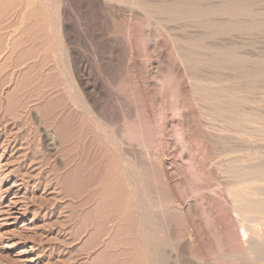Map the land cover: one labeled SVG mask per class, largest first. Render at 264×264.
Masks as SVG:
<instances>
[{
  "label": "rangeland",
  "instance_id": "374dc122",
  "mask_svg": "<svg viewBox=\"0 0 264 264\" xmlns=\"http://www.w3.org/2000/svg\"><path fill=\"white\" fill-rule=\"evenodd\" d=\"M107 1L108 2L110 1L111 3L109 2L110 3L109 4ZM137 1L139 0H133V1H130V0H115V1L114 0H74V1L73 0H23V1L22 0H0V189L6 190L7 188H9L8 192L0 191V264H74V263L75 264H87L86 262L91 264L90 261L93 262L94 260L93 257L95 255L92 256L90 260L85 261L86 254L90 251L89 247L91 246L88 245L87 236L83 237L84 235L83 236L80 235L81 230L79 228L80 222L77 216L79 215L77 211V204L71 202V200H69L68 198L62 195L64 193L62 192L61 186L58 185V180H57L58 172H59V175H63L65 174V172L67 173V170H69V167L72 166L71 161L73 160V157L75 159V156L77 154V157L79 159L80 156L78 154L82 155L81 148L82 149L84 148V143L81 141H84V142L85 140L90 141L91 143H93L91 145L94 149V147L96 148L95 145L98 143L97 141H100V143L104 142V136L106 134H109L110 136H112L110 138L114 139V136L112 135V133H114L115 130H116V135H118V138H121V139L124 138V136L121 135L123 132H124L123 133L124 135L128 133L126 135L128 137L133 136L135 141H136V138H138L139 136V138L137 139V142H135L133 138L132 140L131 139L129 140L130 142H128L127 138H125V140L123 139L124 143L127 144V145L126 144L124 145L127 148H129L130 144L135 143L136 145V143L138 144L141 141L147 145V151L148 152L150 151L151 155L157 154L159 157H161L160 159H162L163 157V159L166 162L173 161L172 168L176 169L175 170L176 173H179L178 175L175 174L176 177L174 178L175 181L177 182L176 188H177V191L178 190L181 191L182 196H185V198L192 197V192H194V189H196V187L198 186H201V183L204 180L201 181L202 178L201 180H199L200 179L199 177H201V175L203 177L204 173L205 175L207 174L206 177H209L208 174H212L213 176L210 175V177L213 178V181H215V183H219L221 186V190L225 191V187L227 186L225 184L227 182L226 181L227 179L225 176H229L230 179L232 180H240L241 178L242 179L246 178L245 180H248L249 178L247 177H250L251 179L252 175L240 177V174L238 173V171L239 169H241V167L244 168L245 165L246 167H249L250 166L249 163L251 164L253 162V164H251L252 166L249 167L250 169L248 168L246 169L249 170V172H255L254 167H256V164H258L257 166H263L264 164V114L262 113H264V110H263L264 109L263 107L264 106V99H263L264 93L262 95V93L260 92H264V88L261 87L263 86V82H264L263 80L264 74H262L264 73V70H263L264 65H261V63L264 64V62H262L264 61L263 60L264 59V35L262 34V30H264V24H263L264 23L263 21L264 20L263 18L264 17V0H251V2L250 0H247L248 2L246 0H240V2L237 0H224V3L226 5H223L224 3L222 0L221 1L220 0H205L207 3L205 1H202V3L200 4L202 5L200 6V8L201 9L204 8V10H202L204 11V13L202 12L203 15L201 16L203 17V19L201 18L199 20H196L190 17L187 18V16L184 14L185 13L184 10L188 8L185 4H183L184 0H178V5H177V0H173V1L168 0L170 3L167 0H164V1L162 0L160 1L159 0H143L142 1L140 0V3ZM212 1L214 3H212ZM153 2L155 5L153 4ZM160 2L161 3L163 2V3L161 4ZM164 2L169 3V4H166ZM203 2L206 3V5L208 3L209 4L206 6ZM210 2H211V5H210ZM220 2H222V4H220ZM158 6L159 7L161 6V8H159ZM208 6L210 7L215 6V8L214 7L211 8L213 10L215 9L217 10L234 9L236 13L235 15L231 17H228V16L226 17V15L220 14L221 12L219 13L220 15L219 14L211 15V13L207 12V10H210V7L208 8ZM216 6H218V8ZM180 7L184 8L182 12H180L181 11ZM205 7H207L208 9H206ZM237 8L238 9L240 8V9L238 10ZM173 9L175 12H173ZM56 10H58L59 12ZM106 11H108L110 15H108L109 13H107L106 15V13H104ZM144 11H148V12H144ZM155 11H157L158 13H155ZM242 12L243 14L240 15V13ZM262 13H263V16H262ZM148 14L150 17L148 16ZM159 14L161 16H159ZM238 14L239 16H237ZM157 15H158L159 20L157 19ZM258 15L260 19L258 18ZM163 16L165 17L167 16L168 18L166 17L167 18L166 19ZM178 16H181L182 19H184L185 17L186 18L183 21L181 18L178 19L179 18ZM162 17H163V20H160L162 19ZM170 17H171L170 21H172L173 19L171 24H170V21L167 22ZM219 17L221 20L218 19ZM164 18L166 21L164 20ZM223 18H224L225 23L229 24V26L228 25L226 26V24H224ZM225 18L226 20L227 19L230 20V22L229 21L226 22ZM233 18L235 19V21H233ZM240 18L242 21L244 18H247V19L251 18L254 21L255 20H258V21L253 22L251 20L252 21V25H251L249 19L247 20L248 22L244 19V21H246L247 23L243 22L245 25L244 24L241 25L242 21H240ZM174 19L176 22L174 21ZM237 19L239 20V22H236ZM191 20L194 23L190 24V22H192ZM194 20L197 22V24L198 22L200 23L196 26L195 24L196 22ZM163 21L166 24H164ZM188 21H190L189 22L190 26L192 25L193 27L187 26L189 25ZM158 22L160 23V25L162 23V25H164V28L162 25L160 26ZM182 23L183 25H181ZM201 23H202V26H201ZM207 24H210V26L208 25V29L205 27V25ZM213 24L215 26H213ZM248 24H250L251 27ZM246 25H248L249 28ZM185 26L187 27V29L184 28ZM253 26L256 28L254 29ZM180 27H182V29ZM230 27L234 28L235 30L233 31ZM214 28L218 30L217 34L215 33L216 30ZM242 28H244V30H242ZM257 28H259L258 31H257ZM221 30L223 34L222 32H219ZM229 30L231 31L229 32ZM258 32H261V34ZM204 33L206 36L204 35ZM209 33H212V34L209 35ZM232 34L233 35L235 34V35L231 37ZM187 35L189 36L187 37ZM190 37H192L193 40ZM193 37H195V39ZM174 38L175 39L177 38V39L175 40ZM186 38L187 39L189 38V41L188 40L186 41ZM179 42L181 44V45H178L179 49L181 47L182 49L185 48L186 53L184 50H182V52L179 51V49L174 50V49H177L176 45ZM188 42H189V46L187 44ZM197 43L203 46H200V45L197 46L198 45ZM183 44L185 46L187 45L188 47H185ZM214 44L217 45V48H218V45L220 47L217 49L216 46H214ZM129 45H132V46H129ZM190 45L192 49L194 48L193 50L191 49ZM223 45L227 46L228 48L232 47L234 49L233 51H230L232 50V48L229 50L228 48L225 47L226 48L225 49ZM228 45L229 46L232 45V46L229 47ZM234 45L236 46L234 47ZM206 46L208 48H206ZM212 46L215 47L216 49L212 48ZM202 47H205V49L207 50H205ZM130 48H132L131 53H129V51L131 50ZM220 48L221 50H219ZM200 49H203L204 52ZM188 50H191V52L193 51V53H195L194 50H197L196 51L197 54L195 53L194 55L191 52L189 53ZM134 51L135 53H137V55L134 56L135 58H132L131 55L132 54L135 55V53H133ZM198 51H202L203 54L201 52L198 53ZM187 52L189 53L190 56L192 55V59L189 55H188L189 57L186 55ZM205 52L206 54H204ZM237 52L239 53L237 54ZM181 53H183L184 55L182 54L183 55L182 56ZM198 54H200L201 56ZM210 54H212L211 56H214V58L211 56H208ZM177 55H179V57L182 56V61H180L181 59L178 58ZM237 55L240 57H237ZM145 56H147L146 57L147 59L145 58ZM225 56L229 58L227 57L225 58ZM129 57H131L130 60H129ZM136 57H139V58H136ZM206 57L207 58L209 57V59H206ZM218 57L221 59L224 58L225 60L228 59L229 61L227 60L225 63L226 65H229V66H226L225 63H223L225 61L224 59L222 61ZM193 58L196 60H194ZM212 58L217 63L216 64L214 62L215 66L213 64L214 60L211 61ZM217 58H218L217 60L218 62L216 61ZM123 59L126 60L125 63L131 64V66L130 65L127 66V64L123 63L124 62V61L122 62ZM131 59H132V62L130 63ZM135 60L138 64L135 63ZM188 60H192V61H188ZM238 60H240L241 62H239ZM186 62H189V63H186ZM229 62H232V64L237 62L238 64L237 63L233 64V65H236V66H233L231 63L229 64ZM133 63L138 65V66L135 65L136 66L135 71H138L139 74L137 72L135 73V71L131 68ZM218 63H220L219 67L216 66L218 65ZM222 63L225 65V66L223 65L225 68L221 66ZM256 63L260 65L261 70L258 68L259 66L256 67L255 65ZM209 64H212V66L214 67L213 68L214 71L212 67H207V65ZM191 65L193 66V69H192L193 71L191 70L192 71L191 73L186 72L187 69H188L187 71L190 72V69L192 68ZM195 65L196 67H198V69L194 67ZM202 65H206V67L204 68V66L202 67ZM231 65L233 67L230 69ZM189 66H191L190 69H189ZM252 66L253 68L254 67L258 68L259 70L254 68V70L256 71L255 72ZM120 67L121 68L123 67L122 71ZM226 67L232 71H230L229 69L226 70L227 69ZM234 67H236L235 68L236 71L235 69H233ZM237 67L239 70L242 69L243 72L241 71V73L243 74L245 73V75L241 74L239 70L237 71ZM207 68L208 70L209 68H211V70L209 71L211 72V74L207 72L208 71ZM195 69H196V72L194 71ZM219 69H221L220 70L221 72L219 71ZM260 71L261 73H259ZM132 72L133 74L135 73L137 77L133 76ZM232 73H233V76H232ZM234 73H236V75L238 73V75H241V76L243 75V76L237 77L235 76ZM205 74H208V75L206 76ZM209 75L212 81H210L211 79L208 77ZM133 77H136V79ZM198 77L199 79H197ZM214 77L215 78L217 77L216 79L218 83H216L217 81L213 82V79L216 80ZM232 77L235 78L236 81L238 78V82L240 84L236 81L234 82V79H232ZM239 77L241 78L244 77V78L241 79ZM257 77L260 79H258ZM139 78L141 81L139 80ZM151 78H152V81H151ZM219 78H221L220 79L221 83L218 80ZM230 79L232 80L231 82L233 83L230 82ZM163 80H166V81H163ZM243 80H245V82ZM260 80H262L263 82L260 83ZM192 81H194L195 83L197 82L196 83L197 86L194 85L195 83L194 82L192 83ZM224 81L226 82L224 83ZM227 82L228 84L230 83L229 86ZM136 83H137V87H136ZM223 83L224 85H222ZM254 83L255 84L258 83L259 85L261 84L262 85L261 86L258 85L260 88L257 87L258 88L257 89L255 87L256 85H252ZM234 84H236L237 86ZM190 85L192 87H190ZM242 85H243V91L241 90L240 87H238V86L242 87ZM195 86H196V89H195ZM250 86L252 88H250ZM163 87L165 88L163 89ZM229 88L231 89L230 92H229ZM192 89H194V91L197 90L195 91L196 92L195 94L192 93ZM199 90L202 92H200ZM219 92L220 94L222 93V95H220ZM197 93L198 95H196ZM199 93H201L202 96H200ZM202 93H204V95ZM235 93H236V99H235ZM191 94H193L194 97ZM237 94L239 97L237 96ZM195 95L196 97L200 96L201 98L203 97L204 98L203 100L201 99L202 100L201 101L199 98H196ZM219 95L221 96V98ZM210 96L212 98H210ZM223 96H225L224 99H223ZM227 96L230 97L231 99L230 98L227 99ZM241 96H243V98ZM206 97H208L207 98L208 101L205 100L206 103H203L205 102L204 99H206ZM258 97H260L262 100L259 99ZM108 98L110 99V104H111L113 111L119 115L120 119L122 117L123 118L121 119L122 121L120 120L121 124H117L119 126L117 125L114 126V128L117 127L115 128V130L114 128L113 129L110 128L109 130H107L110 132L112 130V133L106 131V134H104L103 133L104 129H102L103 127H102L101 120H97V118L95 117L97 116L95 115V111L98 110L100 112L101 110L103 112L105 110V102L108 100ZM193 98L196 100L197 99L200 100L201 103L200 101L199 102L194 101ZM215 98L217 100H215ZM244 98L246 101L245 100L243 101ZM91 101L92 103L96 102L97 104L95 103L96 105L95 104L92 105ZM230 101H231V104H230ZM242 102H244V107L242 105ZM234 103L236 105L235 108L233 107ZM197 105L199 106L197 107ZM215 105L217 106L215 107ZM219 105L220 107L224 106L223 110L222 108L219 107ZM211 106L215 107L214 110H217L215 112L213 111V118H215L214 116L217 117L222 112H226L227 114L222 113L221 115L223 117L218 116L221 118L213 119L212 114H210V112L212 113V109H213V107ZM226 106L228 107L229 110L227 109ZM88 107L89 109L90 108L93 109V114L90 113L92 112V110L91 111L87 110ZM178 107H180V110ZM203 107H204V111H203ZM219 109L222 110L220 114L217 113ZM230 110H232L231 111L232 113L229 112ZM242 110H243V113L241 112ZM98 111L96 113H98ZM206 111H208L209 114ZM194 112L195 114H193ZM203 112L204 113L206 112V113L202 115ZM239 113L245 114L247 117H249L248 120L252 118L251 120L254 122L251 123V121H248L250 123L246 122L244 123V126H243V124H240L238 123V121H236L240 119L238 117H241V115L240 116L237 115ZM207 114L209 116V121L213 119V121H211L210 124L208 125L213 126L214 129H217V130H222L225 127L229 130L231 127L230 135H233V137L236 136L237 139L235 138L234 143L229 145L231 146V149L228 145H222L214 141L213 142L209 141L207 145L206 143L208 140H206L204 143V146L203 144L202 146L204 148L205 147L207 148L206 152L208 154L211 152L215 160L214 158H211L212 157L211 155H210L211 156L210 158L213 161H216L215 162L216 164L214 166H216L218 163V167L210 168L208 166L207 167L204 166L205 169L201 170V165L197 167L191 160V157H189V154H187L188 147H187V144L185 145V143L183 142H185L186 140H188V142L191 141L198 130L204 131L203 129H200V127L204 125V122L207 124V121H204V120H207L206 119ZM225 114L228 117H225L226 116ZM180 115L182 116V118ZM190 115H191V118H189ZM231 115H233L234 117ZM260 115H262L263 118H261ZM255 116L257 118H255ZM229 117H232V118H229ZM56 118H58L59 120H67L70 122L69 124L71 126L73 125L72 127L75 130L71 129L72 131L70 134H72L73 136L69 134L70 136H72V139L71 141H69V143L67 141V143L71 145V143H74L73 141H75L76 143H74L73 145L75 146L77 145L78 147L76 146L74 148V146H70L66 144V142L63 143L64 141L62 140H61L62 141L61 143L60 138L58 137L59 136L58 129L53 126V121L56 120ZM125 118L126 120H124ZM203 118L205 119L203 120ZM190 119L191 120L193 119L192 122H190L191 121ZM232 119H234L235 122ZM194 121L195 123H193ZM197 123H199L201 126L198 125ZM211 123H214V125ZM96 125L97 126L99 125V126L97 127ZM181 127L185 129V136L188 137L187 139L185 137L186 140L183 137H180L182 136L181 133L179 132L180 130H182ZM232 128H233V131H232ZM260 128L261 129L263 128V129L261 130ZM119 129L120 130L122 129V130L120 131ZM164 129H166L167 132L163 131V134L160 133L161 135L159 136L157 133ZM192 129L194 130L195 133H193ZM186 131L189 133L186 134ZM82 132H84V134ZM239 132L241 133L239 134ZM243 133H248V136H245V139H246L245 142H237V140L239 141L238 139L240 137L239 135H244ZM79 134H80V139L76 138L77 136H79ZM81 134L83 135L82 139H81ZM164 134H166V136H164ZM177 134L179 135V137ZM260 134H261V139H260ZM196 135L199 137L198 134ZM161 137H163V141L165 143L169 144L168 157L167 155L163 156V153L158 151V145L160 144L162 140ZM84 138L86 139L84 140ZM142 138L144 139L145 142L142 141L143 140ZM180 139L182 141L183 140L185 141L182 142ZM253 139L255 141H253ZM77 140H79L81 144H77V142L80 143ZM178 140L181 141L183 144L181 145V142L179 143ZM259 140L260 141L262 140V141L260 142ZM147 141L150 143H148ZM257 141H259V143ZM95 142L97 143L94 144ZM240 143L245 146L241 145ZM79 147H80V152L78 149ZM173 147L175 148L178 147L177 152L179 154L182 153L181 154L182 156L184 153L185 156L183 157L184 158L186 157L187 160L186 158L185 159L181 158L180 157L181 155H177V152H175L176 149L175 148L171 149ZM184 147L187 150L185 152H184L185 150ZM256 147H258V150ZM76 148L78 149V151ZM138 148H140L141 151L145 150L142 146L139 145L137 146V150H139L138 153L140 152V149ZM217 148H220V149H217ZM70 149H75V150L72 151ZM115 149H113L114 150L113 152H116L117 149L116 150ZM223 149L224 150L226 149V150L223 151ZM252 149H255L257 153H255V150H252ZM74 151L75 152L77 151V152L75 153ZM259 151L260 153H258ZM171 153L174 156H171L172 155ZM139 154L141 155V157L144 156L143 155L144 152H140ZM169 154H171L170 155L171 157L169 156ZM260 154L262 155L261 157H260ZM175 155L177 156V158H175ZM249 155L251 156V159L252 157L255 158V156L257 155L256 160L254 159L251 160L249 157L250 160L247 159L248 161H246L245 158L246 157L248 158ZM234 156H236L237 158ZM141 157L139 158L142 159ZM230 157H233V158H230ZM188 158L190 161L188 160ZM238 158H239V162L236 163L235 161H238L237 160ZM78 159H75V160L77 161ZM225 159H227L226 160L227 162L225 161ZM231 159L233 161H231ZM116 160L115 162L113 161L114 164L112 163L111 165L112 168L110 167V171H108V174H109L107 177L108 179L104 182V184L101 185L102 187L101 186L100 188L98 187L100 191L109 190L111 186L109 183L114 181L113 178H115L116 175H119V176L122 175L124 178H126L125 177V175L127 176L126 173L130 172L131 171L130 169L133 168V165L127 166L129 165V162L128 164H126V162L124 164L123 161H120L121 158L116 159ZM139 161L142 163V160H139ZM182 164L184 165L183 167H182ZM125 165L127 166V169ZM232 165H233V168H231ZM179 166L182 168H180ZM193 166H196V167H193ZM141 167L140 169L143 170L142 165ZM222 167L224 169L226 167L227 168L224 170ZM193 168H195L196 170H194ZM217 169L222 170L223 172L227 170V172H225V174H222L221 171ZM233 169L235 172L236 171L237 172L235 173ZM124 170H126V173ZM199 170L200 172H202L200 173L201 175H198ZM122 171H124L125 174ZM191 171L193 172V174L191 173ZM111 172L113 174H111ZM180 172H182L183 174L181 175ZM196 175L199 177L197 178ZM179 177H182V178L179 179ZM206 177L204 176L203 179H205ZM124 181H126V179ZM193 181L196 184H194ZM221 181L224 183V185ZM251 181L252 180L248 181L247 184L248 185L256 184L257 186L262 185V187L264 188V181H258V182H256L255 180H253L252 182ZM180 191L178 192L180 193ZM149 195L151 196V199H152V195L148 193V196ZM14 196L16 197L14 198ZM196 197L197 199H195ZM196 197L190 200L191 207H193V208L190 207L191 208L190 216L193 215L191 218L192 219L194 218L193 221L194 222L196 221V223H198V225L196 223L195 225L197 226V230L199 231L198 238H199V233L201 234V237H202V238L201 237L199 238V243H200V246L203 248L204 253L209 257H214L215 255H212V253L216 254L220 252L219 251L220 249H221L220 254L222 253L224 254L226 252H230L232 249L236 247H239L240 246V244H238L239 242L235 240L236 238H239V236H236L235 238V236L230 232V231H232L233 233L236 232L235 235H238L237 231H239V228L234 226L235 224H237V223H234L235 222L233 220L235 219L233 218L234 216L233 215L231 216L230 212H226L227 209L224 210L226 207H224L223 209L222 208L219 209L218 208L219 202L215 200L214 198L211 197V199H209L210 197L209 198L206 197L207 199L206 198L204 199V197L202 196H196ZM203 199L204 201L201 202V200ZM132 202H129V205L131 207H133ZM196 202H197V205H196ZM132 209H133L132 212L134 213L136 212L137 214V211L134 210V208ZM198 209H201L200 210V212H202L201 214ZM215 209H217L218 212L220 210V215H222L221 218H220V215L219 217L216 216L217 210ZM132 212H130V215L133 214ZM15 213H18V215ZM205 214L208 216V218H206L207 216L205 217ZM227 214L228 215L230 214V215L228 216ZM16 216L18 218H16ZM133 216H135V214H133L132 217ZM226 216L228 218L230 217L229 219L230 221L227 220L226 222L225 220ZM231 217H232V220L234 221L233 222L234 225L230 223L232 222ZM217 218H219L218 220H220L219 223H218ZM15 219H18V221ZM221 219L222 220L224 219L225 221L224 220L221 221ZM198 220L201 222L199 223ZM213 220L216 221V222H213L214 224L210 222ZM208 221H209V224H208ZM225 222L227 224H225ZM25 223L27 225L26 228L25 229L21 228L22 225H24ZM216 223H218V225ZM228 223L232 225L230 226V224L228 225ZM214 225H215V228L213 229ZM210 226H213V227H210ZM220 226H222L224 229H222V227ZM227 226L232 227V228L228 230L229 227L227 228ZM201 227L203 229V232L201 231L202 230ZM78 228L80 232L78 231ZM217 228L218 230L219 229L220 230L218 231ZM233 228L235 229L233 230ZM225 230L226 232H224ZM212 232H214V234ZM215 232L217 233L224 232V233H228L229 235L226 234L227 236H225L223 233H221L222 235H224V236H221V234H219L222 237V238L219 237L221 240H223L222 242L221 240H219V238H217L219 235L217 236ZM263 232H264V227H263ZM182 233L183 232H181V235ZM180 238L184 240V243L181 242L180 249L182 250L177 249L180 253L182 252L181 254L178 255V256L182 255V258L181 257H178V258H181L180 259L181 261L182 259L184 261L187 259L185 261L186 263L188 261L193 263V261L194 260L196 261L197 259L191 256H187L190 254L189 253L190 246H188L189 240L184 237H180ZM217 240L218 242H216ZM169 241L173 242L172 239H169ZM235 241L237 242L236 244H235ZM230 242L231 243L233 242V244H230ZM184 245L186 247H184ZM225 248L227 251L225 250ZM168 249L171 251L172 248L169 247ZM205 249L207 251H205ZM223 249H224V252H222ZM177 250L175 249L171 251L174 253V256H176L177 253H179ZM220 254H216V255L219 256ZM188 257H189V260H188ZM74 260L76 262H74ZM171 261L173 263L175 262V259L173 260L171 259ZM218 261L222 262L221 264H224L223 260H218ZM215 262L217 264L220 263V262L214 261V263Z\"/></svg>",
  "mask_w": 264,
  "mask_h": 264
},
{
  "label": "bare ground",
  "instance_id": "6f19581e",
  "mask_svg": "<svg viewBox=\"0 0 264 264\" xmlns=\"http://www.w3.org/2000/svg\"><path fill=\"white\" fill-rule=\"evenodd\" d=\"M23 1V0H22ZM74 1V0H73ZM115 1V0H114ZM130 1H133V0H130ZM143 1V0H142ZM160 1V0H159ZM162 1H164V0H162ZM168 1V0H167ZM169 1H173V0H169ZM168 1V2H169ZM202 1H205V0H184V2H183V4H185L188 8L187 9H185L184 10V8L183 7H180L181 8V11H180V9H179V11L180 12H182L183 10H184V14L187 16V18H194V19H196V20H199V19H203V17H201L203 14H202V12L204 13V11H202V10H204V8L203 9H201L200 8V6H202V5H200L201 3H202ZM221 1V0H220ZM223 1V3H224V0H222ZM237 1H239L240 2V0H237ZM247 1V0H246ZM108 2V1H107ZM110 2V1H109ZM108 2V3H109ZM135 2V1H134ZM137 2H139L140 3V0L139 1H137ZM147 2V1H146ZM145 2V3H146ZM149 2V1H148ZM179 2H181V1H179ZM206 2V1H205ZM217 2V1H216ZM219 2V1H218ZM225 2H227V1H225ZM235 2V1H234ZM242 2V1H241ZM248 2V1H247ZM250 2H251V0H250ZM254 2V1H253ZM252 2V3H253ZM62 3V2H61ZM67 3V2H66ZM75 3V2H74ZM80 3V2H79ZM106 3V2H105ZM111 3V2H110ZM109 3V4H110ZM115 3V2H114ZM142 3V2H141ZM144 3V2H143ZM156 3V2H155ZM161 3V2H160ZM163 3V2H162ZM161 3V4H162ZM164 3H166V2H164ZM170 3V2H169ZM169 3H166V4H169ZM204 3V2H203ZM207 3V2H206ZM206 3H204L205 5H206ZM212 3H214L213 1H212ZM243 3V2H242ZM255 3V2H254ZM82 4V3H81ZM89 4V3H88ZM87 4V5H88ZM91 4V3H90ZM129 4V3H128ZM149 4V3H148ZM152 4V3H151ZM153 4H154V2H153ZM161 4H159V5H161ZM173 4V3H172ZM183 4H182V6H183ZM209 4V3H208ZM207 4V5H208ZM220 4H222V2H220ZM220 4H219V6H220ZM227 4H229V3H227ZM246 4H248V3H246ZM251 4V3H250ZM29 5H31V4H29ZM43 5V4H42ZM52 5V4H51ZM54 5V4H53ZM62 5V4H61ZM93 5V4H92ZM115 5V4H114ZM130 5V4H129ZM144 5V4H143ZM155 5V4H154ZM174 5V4H173ZM177 5H178V0H177ZM206 5V6H207ZM210 5H211V2H210ZM217 5H218V3H217ZM223 5H226L225 3L223 4ZM252 5V4H251ZM117 6V5H116ZM137 6H138V4H137ZM172 6V5H171ZM180 6H181V4H180ZM204 6V5H203ZM222 6V5H221ZM242 6V5H241ZM244 6V5H243ZM250 6V5H249ZM253 6V5H252ZM47 7V6H46ZM55 7V6H54ZM61 7V6H60ZM82 7V6H81ZM155 7V6H154ZM159 7V6H158ZM167 7V6H166ZM173 7V6H172ZM178 7V6H177ZM210 6H208V8H209ZM214 8H215V6H213ZM213 7H210V10H207V12L208 13H211V15H218L220 12V14H222V15H226V17L228 16V17H231V16H233V15H235V13H236V11L234 10V9H226V10H222V9H219V10H217V9H215V10H213V9H211V8H213ZM217 8H218V6H216ZM223 7V6H222ZM255 7V6H254ZM253 7V8H254ZM27 8V7H26ZM95 8V7H94ZM159 8H161V6L159 7ZM183 8V9H182ZM206 9H208L207 7H205ZM227 8H229V7H227ZM82 9V8H81ZM150 9V8H149ZM152 9H153V7H152ZM178 9V8H177ZM176 9V10H177ZM224 9V8H223ZM238 9V8H237ZM240 9V8H239ZM238 9V10H239ZM46 10V9H45ZM80 10V9H79ZM94 10V9H93ZM145 10V9H144ZM254 10V9H253ZM261 10V9H260ZM56 11H58V10H56ZM81 11V10H80ZM95 11V10H94ZM98 11V10H97ZM99 11H101V10H99ZM112 11V10H111ZM115 11V10H114ZM59 12V11H58ZM93 12V11H92ZM103 12V11H102ZM144 12H148V11H144ZM173 12H175L174 11V9H173ZM248 12V11H247ZM57 13V12H56ZM75 13V12H74ZM104 13H106V15H107V13H109L108 11H106V12H104ZM103 13V14H104ZM154 13V12H153ZM155 13H158L157 11H155ZM208 13H206V14H208ZM162 14V13H161ZM172 14V13H171ZM219 14V15H220ZM243 14V12L242 13H240V15H242ZM246 14V13H245ZM105 15V14H104ZM108 15H110V13L108 14ZM156 15V14H155ZM165 15H167V14H165ZM205 15V14H204ZM221 15V16H222ZM248 15H250V14H248ZM248 15H247V17H248ZM148 16H149V14H148ZM159 16H161L160 14H159ZM176 16V15H175ZM174 16V17H175ZM182 16V15H181ZM181 16H178L179 18L178 19H180L181 18ZM220 16V17H221ZM237 16H239V14L237 15ZM262 16H263V13H262ZM49 17V16H48ZM71 17V16H70ZM96 17V16H95ZM150 17V16H149ZM152 17V16H151ZM163 17H165V16H163ZM163 17H162V19H160V20H163ZM167 17V16H166ZM165 17V18H166ZM172 17V16H171ZM171 17L168 19V21L167 22H169L170 20H171ZM177 17V16H176ZM183 17H185V16H183ZM211 17V16H210ZM209 17V18H210ZM220 17L218 18V19H220ZM252 17V16H251ZM257 17V16H256ZM261 17V16H260ZM62 18V17H61ZM99 18V17H98ZM156 18V17H155ZM160 18V17H159ZM165 18H164V20H165ZM168 18V17H167ZM166 18V19H167ZM186 18V17H185ZM184 18V19H185ZM212 18V17H211ZM214 18V17H213ZM216 18V17H215ZM258 18H259V15H258ZM264 18V17H263ZM39 19V18H38ZM157 19H158V15H157ZM182 19V18H181ZM184 19H182L183 21H184ZM206 19V18H205ZM208 19V18H207ZM232 19V18H231ZM243 19V18H242ZM246 21L249 19L250 20V24L252 25V21L253 22H256V21H258V20H253V19H251V18H244ZM244 19H243V21L241 20V18H240V21H242V24L241 25H243L244 23H247L246 21H244ZM260 19V18H259ZM45 20V19H44ZM82 20V19H81ZM142 20V19H141ZM159 20V19H158ZM158 20H156V21H158ZM182 20H180V21H182ZM193 20V19H192ZM191 20V21H192ZM209 20H211V19H209ZM214 20V19H213ZM221 20V19H220ZM225 20H226V18H225ZM252 20V21H251ZM263 20V19H262ZM41 21V20H40ZM166 21V20H165ZM172 21H173V19H172ZM172 21H170V24H171V22ZM174 21H175V19H174ZM177 21H179V20H177ZM195 21V20H194ZM223 21H224V18H223ZM230 22V20H226V22ZM233 21H235V19L233 18ZM264 21V20H263ZM150 22V21H149ZM176 22V21H175ZM189 22L190 21H188V24H189ZM196 22V21H195ZM205 22H207V21H205ZM212 22V21H211ZM236 22H239V20L237 19V21ZM244 22V23H243ZM134 23V22H133ZM159 23V22H158ZM163 23H164V21H163ZM180 23V22H179ZM179 23H177V24H179ZM191 23H194L193 21L192 22H190V24ZM200 22H198V24H199ZM218 23H220V22H218ZM217 23V24H218ZM222 23V22H221ZM232 23V22H231ZM235 23V22H234ZM58 24V23H57ZM154 24H156V23H154ZM164 24H166V23H164ZM185 24H186V22H185ZM190 24L189 25H187V26H190ZM196 24V26L198 25L197 24V22L195 23ZM205 24V23H204ZM224 24H226L225 23V21H224ZM250 24H248L249 26H250ZM257 24V23H256ZM264 24V23H263ZM76 25V24H75ZM80 25V24H79ZM138 25V24H137ZM158 25V24H157ZM157 25H156V27H157ZM159 25H160V23H159ZM161 25H162V23H161ZM160 25V26H161ZM174 25V24H173ZM181 25H183V23L181 24ZM208 25L210 26V24H207V25H205V27L208 29ZM219 25H221V24H219ZM218 25V26H219ZM229 26V24H226V26ZM231 25V24H230ZM240 25V24H239ZM245 25V24H244ZM248 25H246L247 27H248ZM254 25H255V23H254ZM32 26V25H31ZM51 26V25H50ZM53 26V25H52ZM56 26V25H55ZM58 26V25H57ZM163 26V28H164V25H162ZM166 26V25H165ZM175 26V25H174ZM179 26V25H178ZM177 26V27H178ZM192 26V25H191ZM190 26V27H191ZM195 26V27H196ZM201 26H202V23H201ZM211 26H212V24H211ZM213 26H215L214 24H213ZM217 26V25H216ZM232 26V25H231ZM238 26V25H237ZM236 26V27H237ZM259 26V25H258ZM263 26V25H262ZM94 27V26H93ZM159 27V26H158ZM193 27V26H192ZM241 27H243V26H241ZM251 27V26H250ZM54 28V27H53ZM145 28V27H144ZM168 28V27H167ZM170 28V27H169ZM181 29H182V27H180ZM184 28H186L187 29V27L185 26ZM199 28V27H198ZM211 28H213V27H211ZM222 28V27H221ZM233 31L235 30L234 28H232V27H230ZM249 28V27H248ZM253 28L255 29L256 27H254L253 26ZM16 29V28H15ZM25 29V28H24ZM179 29V28H178ZM203 29V28H202ZM215 30H216V32H215V30H214V32L217 34V29L216 28H214ZM224 29V28H223ZM239 29V28H238ZM261 29V28H260ZM164 30V29H163ZM171 30V29H170ZM201 30V29H200ZM205 30V29H204ZM203 30V31H204ZM210 30V29H209ZM240 30V29H239ZM242 30H244V28H242ZM248 30V29H247ZM259 30V28H257V31ZM161 31V30H160ZM165 31V30H164ZM212 31V30H211ZM224 31V30H223ZM227 31V30H226ZM231 30H229V32H230ZM60 32V31H59ZM84 32V31H83ZM132 32V31H131ZM192 32V31H191ZM198 32V31H197ZM199 32H201V31H199ZM206 32V31H205ZM219 32H222V30L221 31H219ZM228 32V33H229ZM243 32H245V31H243ZM249 32V31H248ZM264 30H262V34L264 35ZM101 33V32H100ZM108 33V32H107ZM119 33V32H118ZM187 33V32H186ZM189 33V32H188ZM213 33V32H212ZM212 33H209V35H211ZM250 33V32H249ZM257 33V32H256ZM258 33H260L261 34V32H258ZM159 34V33H158ZM167 34V33H166ZM171 34V33H170ZM222 34H223V32H222ZM227 34V33H226ZM119 35V34H118ZM138 35V34H137ZM204 35H205V33H204ZM214 35V34H213ZM220 35V34H219ZM218 35V36H219ZM231 35V34H230ZM235 35V34H234ZM233 34H232V36L231 37H233L234 36ZM237 35V34H236ZM259 35V34H258ZM129 36V35H128ZM161 36V35H160ZM189 35H187V37H188ZM206 36V35H205ZM240 36H241V34H240ZM250 36V35H249ZM261 36V35H260ZM111 37V36H110ZM174 37V36H173ZM198 37V36H197ZM208 37V36H207ZM222 37V36H221ZM236 37V36H235ZM263 37V36H262ZM80 38V37H79ZM121 38V37H120ZM157 38V37H156ZM162 38V37H161ZM180 38V37H179ZM183 38H185V37H183ZM191 39H192V37H190ZM194 39H195V37H193ZM199 38H201V37H199ZM239 38V37H238ZM241 38V37H240ZM133 39V38H132ZM143 39V38H142ZM175 39V38H174ZM177 39V38H176ZM175 39V40H176ZM181 39V38H180ZM263 39V38H262ZM261 39V40H262ZM121 40V39H120ZM189 41V38L187 39L186 38V41ZM193 40V39H192ZM214 40V39H213ZM227 40V39H226ZM229 40V39H228ZM233 40V39H232ZM255 40V39H254ZM35 41V40H34ZM128 41V40H127ZM130 41V40H129ZM132 41V40H131ZM179 41V40H178ZM196 41V40H195ZM199 41V40H198ZM235 41V40H234ZM246 41V40H245ZM125 42V41H124ZM201 42V41H200ZM221 42V41H220ZM115 43V42H114ZM135 43V42H134ZM219 43V42H218ZM229 43H231V42H229ZM236 43V42H235ZM256 43V42H255ZM261 43H263V42H261ZM177 44V43H176ZM188 44V46H189V42L187 43ZM196 44V43H195ZM198 44V43H197ZM207 44V43H206ZM216 44V43H215ZM214 44V46H216V48H217V45H215ZM222 44V43H221ZM245 44V43H244ZM248 44V43H247ZM112 45V44H111ZM134 45H136V44H134ZM178 45H181L180 44V42L176 45L177 46V49H174V50H178L179 49V47H178ZM184 45V44H183ZM200 44H198L197 46H199ZM211 45V44H210ZM233 45V44H232ZM232 45H228L229 47H231ZM246 45V44H245ZM129 46H132V45H129ZM175 46V47H176ZM185 46V45H184ZM187 45L185 46V47H188ZM195 46V45H194ZM200 46H203V45H200ZM205 46V45H204ZM209 46V45H208ZM222 46V45H221ZM224 46V48L226 47V48H228L227 46H225V45H223ZM236 45H234V47H235ZM247 46V45H246ZM136 47V46H135ZM162 47H163V45H162ZM190 47H191V45H190ZM220 46L218 45V48H219ZM148 48V47H147ZM184 48V47H183ZM200 48V47H199ZM202 48H204L205 49V47H202ZM206 48H208L207 46H206ZM212 48H215V47H213L212 46ZM215 48V49H216ZM217 48V49H218ZM225 48V49H226ZM232 48V47H231ZM231 48H228L229 50L231 49ZM240 48V47H239ZM242 48V47H241ZM246 48V47H245ZM131 49V50H130ZM129 50V53H131L132 52V48H130ZM181 49V50H180ZM179 49V51H181L182 52V50H184L185 51V48L184 49H182V47ZM191 49H192V47H191ZM194 49V48H193ZM192 49V50H193ZM227 49V50H228ZM233 49L234 48H232V50H230V51H233ZM244 49V48H243ZM251 49V48H250ZM135 50V49H134ZM146 50V49H145ZM150 50V49H149ZM159 50H160V48H159ZM164 50V49H163ZM162 50V51H163ZM200 50H202L203 51V49H200ZM205 50H207V49H205ZM209 50V49H208ZM211 50V49H210ZM219 50H221V48L219 49ZM222 50H223V48H222ZM242 50V49H241ZM94 51V50H93ZM148 51V50H147ZM165 51V50H164ZM183 51V52H184ZM189 51V53L191 52V50H188ZM195 51V53H196V51L197 50H194ZM202 51H198V53L199 52H201L202 53ZM137 52V51H136ZM146 52V51H145ZM204 52V51H203ZM209 52V51H208ZM217 52H218V50H217ZM224 52V51H223ZM234 52H235V50H234ZM133 53H135V51L133 52ZM161 53V52H160ZM178 53V52H177ZM176 53V54H177ZM185 53H186V51H185ZM189 53L187 52V56L189 55ZM191 53H193V51L191 52ZM195 53H193L194 55H195ZM227 53H229V52H227ZM226 53V54H227ZM233 53V52H232ZM239 52H237V54H238ZM146 54V53H145ZM147 54H149V53H147ZM179 54V53H178ZM183 53H181V55H182ZM197 54V53H196ZM203 54V53H202ZM204 54H206V52L204 53ZM244 54V53H243ZM124 55V54H123ZM137 55V53H135V55H131L132 56V58H135L134 56H136ZM184 55V54H183ZM182 55V56H183ZM198 55H200V54H198ZM212 54H210V55H208V56H211ZM217 55V54H216ZM229 55V54H228ZM236 55V54H235ZM240 55V54H239ZM253 55V54H252ZM108 56V55H107ZM112 56V55H111ZM178 56V58H180L181 60L180 61H182V56L181 57H179V55H177ZM190 56V55H189ZM188 56V57H189ZM201 56V55H200ZM96 57V56H95ZM139 57H140V55H139ZM139 57H136V58H139ZM147 56H145V58H146ZM149 57V56H148ZM150 57H151V55H150ZM191 57V59H192V55L190 56ZM196 57V56H195ZM199 57V56H198ZM211 57H213L214 58V56H211ZM210 57V58H211ZM217 57V56H216ZM222 57V56H221ZM227 56H225V58H226ZM235 57V56H234ZM237 57H240V56H238L237 55ZM245 57V56H244ZM250 57V56H249ZM67 58V57H66ZM121 58V57H120ZM130 58L131 57H129V60H130ZM143 58H144V56H143ZM185 58H187V57H185ZM197 58V57H196ZM211 59V61H213L214 59ZM219 58V57H218ZM218 58L216 59V61L218 60ZM227 58H229V57H227ZM253 58V57H252ZM251 58V59H252ZM141 59V58H140ZM147 59V58H146ZM183 59H184V57H183ZM190 59V58H189ZM194 59V58H193ZM205 59V58H204ZM206 59H209V57L207 58L206 57ZM205 59V60H206ZM220 60H222L223 61V59L224 58H219ZM254 59V58H253ZM110 60V59H109ZM142 60V59H141ZM187 60V59H186ZM194 60H196V59H194ZM199 60V59H198ZM204 60V61H205ZM225 60V59H224ZM228 59H226L223 63H225L226 61H227ZM245 60V59H244ZM248 60V59H247ZM261 60V59H260ZM259 60V61H260ZM264 60V59H263ZM94 61V60H93ZM124 61V62H123ZM125 61L126 60H122V62L123 63H125ZM184 61V60H183ZM188 61H192V60H188ZM201 61V60H200ZM207 61V60H206ZM210 61V60H209ZM208 61V62H209ZM229 61V60H228ZM231 61V60H230ZM239 62H241L240 60H238ZM250 61V60H249ZM253 61V60H252ZM262 61V60H261ZM96 62H97V60H96ZM132 62V59H131V61H130V63ZM141 62H143V61H141ZM208 62H206V63H208ZM214 62H215V60L213 61V64H214ZM218 62V61H217ZM234 62V61H233ZM244 62V61H243ZM262 62H264V61H262ZM129 63V62H128ZM135 63H137L136 62V60H135ZM135 63H133V65H132V69L135 71L136 69H135V67L136 66H138V65H136ZM186 63H189V62H186ZM191 63V62H190ZM197 63H199V62H197ZM201 63V62H200ZM211 63V62H210ZM216 63V62H215ZM222 63V65L221 66H223L224 64ZM232 64V62H229V64ZM237 62H235V63H233V64H236ZM258 63H260V62H258ZM125 64H127V63H125ZM138 64V63H137ZM140 64V63H139ZM217 64V63H216ZM232 64V65H233ZM238 64V63H237ZM243 64V63H242ZM44 65V64H43ZM101 65V64H100ZM128 65H130L131 66V64H127V66ZM136 65V66H135ZM176 65V64H175ZM186 65V64H185ZM189 65V64H188ZM196 65H198V64H196ZM196 65L194 66V67H196ZM210 65V66H209ZM209 65H207V67H212V69L214 68L213 66H212V64H209ZM219 65H220V63H218V65H216V66H218L219 67ZM225 65H226V63H225ZM224 65V66H225ZM231 65V67H230V69L233 67V66H236V65H233L232 66ZM244 65H246V64H244ZM251 65H253V64H251ZM256 65V67H258L259 69L261 68L260 67V65H258L257 63L255 64ZM261 65H264V64H262L261 63ZM187 66V65H186ZM185 66V67H186ZM192 66V65H191ZM191 66H189V69L191 68ZM201 66V65H200ZM204 66V68L206 67V65H202V67ZM214 66H215V64H214ZM223 66V67H224ZM226 66H229V65H226ZM125 67V66H124ZM217 67V68H218ZM123 68V67H122ZM122 68L120 67V69H121V71H122ZM126 68V67H125ZM124 68V69H125ZM130 68V67H129ZM216 68V69H217ZM222 68V67H221ZM225 68V67H224ZM227 68V67H226ZM236 67H234L233 69H235ZM252 68H253V66H252ZM255 68V67H254ZM254 68H253V70H254ZM258 68H255V69H258ZM127 69V68H126ZM161 69V68H160ZM193 66H192V68L190 69V72L189 71H187L186 70V72H188V73H191L193 70ZM196 69H198V67H196ZM196 69L194 70L195 72H196ZM202 69V68H201ZM229 68H227L226 70H228ZM229 69V70H230ZM258 69V70H259ZM263 69V68H262ZM108 70V69H107ZM111 70V69H110ZM132 70V71H133ZM192 70V71H191ZM203 70V69H202ZM207 70H208V68H207ZM211 70V68H209V70L207 71V72H209ZM218 70V69H217ZM221 69H219V71H220ZM239 69H238V67H237V71H238ZM261 70V69H260ZM264 70V69H263ZM100 71V70H99ZM130 71V70H129ZM174 71V70H173ZM198 71V70H197ZM213 71H214V69H213ZM218 71V72H219ZM225 71V70H224ZM230 71H232V70H230ZM229 71V72H230ZM235 71H236V69H235ZM234 71V72H235ZM240 71V73H241V71H242V69L241 70H239ZM246 71V70H245ZM244 71V72H245ZM255 71V70H254ZM107 72V71H106ZM124 72V71H123ZM138 73L139 74V72L138 71H135V73ZM206 72V73H207ZM221 72V71H220ZM243 72V71H242ZM256 72V71H255ZM263 72V71H262ZM78 73V72H77ZM135 73L133 74V72H132V74H133V76H136L137 77V75H135ZM167 73H169V72H167ZM210 74H211V72H209ZM231 73V72H230ZM247 73H249V72H247ZM247 73H246V75H247ZM254 73V72H253ZM259 73H261V71L259 72ZM60 74V73H59ZM104 74V73H103ZM109 74V73H108ZM215 74V73H214ZM235 74V76H241V75H238V73H237V75H236V73H234ZM241 74H243V73H241ZM262 74H264V73H262ZM165 75V74H164ZM163 75V76H164ZM206 76L208 75V74H205ZM213 75V74H212ZM211 75V76H212ZM220 75V74H219ZM230 75V74H229ZM243 75H245V73L243 74ZM242 75V76H243ZM254 75V74H253ZM259 75V74H258ZM112 76V75H111ZM166 76V75H165ZM200 76H202V75H200ZM214 76V75H213ZM232 76H233V73H232ZM241 76V77H242ZM65 77V76H64ZM72 77V76H71ZM136 77H133V78H135L136 79ZM150 77V76H149ZM209 78H210V75L208 76ZM222 77H223V75H222ZM228 77V76H227ZM229 77H231V76H229ZM241 77H239V78H241ZM250 77V76H249ZM249 77H248V79H249ZM170 78V77H169ZM189 78V77H188ZM200 78H202V77H200ZM205 78V77H204ZM213 78V77H212ZM215 78V77H214ZM217 78V77H216ZM215 78V79H216ZM244 78V77H243ZM243 78H241V79H243ZM258 78V77H257ZM264 78V77H263ZM262 78V79H263ZM72 79V78H71ZM116 79V78H115ZM149 79V78H148ZM172 79V78H171ZM174 79V78H173ZM178 79V78H177ZM197 79H199V77L197 78ZM196 79V80H197ZM208 79V78H207ZM211 79V78H210ZM209 79V80H210ZM221 78H219L218 80H219V82L221 81L220 80ZM232 79H234V82L236 81V79L235 78H233L232 77ZM255 79H256V77H255ZM258 79H260V78H258ZM119 80V79H118ZM139 80H140V78H139ZM264 80V79H263ZM138 81V80H137ZM141 81V80H140ZM151 81H152V78H151ZM163 81H166V80H163ZM169 81V80H168ZM200 81V80H199ZM210 81H212V79L210 80ZM216 82L217 81V79L216 80H214L213 79V82ZM223 81V80H222ZM232 80L230 79V82H231ZM244 82H245V80H243ZM66 82V81H65ZM118 82V81H117ZM148 82V81H147ZM170 82V81H169ZM194 81H192V83H193ZM209 82V81H208ZM226 81H224V83H225ZM236 82H238V78H237V81ZM241 82V81H240ZM261 82H263L262 80H260V83ZM138 83V82H137ZM137 83H136V87H137ZM168 83V82H167ZM195 83V82H194ZM197 83V82H196ZM196 83L194 84V85H196ZM216 83H218V81L216 82ZM221 83V82H220ZM224 83L222 84V85H224ZM231 83H233V82H231ZM239 83V82H238ZM105 84V83H104ZM177 84V83H176ZM227 84H228V82H227ZM230 84V83H229ZM229 84H228V86H229ZM240 84V83H239ZM248 84V83H247ZM246 84V85H247ZM103 85V84H102ZM127 85H128V83H127ZM192 85V84H191ZM190 85V87H192ZM193 85V86H194ZM199 85V84H198ZM206 85V84H205ZM234 85H236V84H234ZM244 85V84H243ZM243 85H242V87L241 86H238V87H240L241 88V90L243 91ZM250 85V84H249ZM252 85H256L255 87L257 88V87H259V86H261V85H259L258 83L257 84H252ZM251 85V86H252ZM259 85V86H258ZM169 86V85H168ZM197 86V85H196ZM196 86H195V89H196ZM227 86V87H228ZM237 86V85H236ZM250 86V88H252ZM263 86H264V82H263ZM263 86H261L262 88H264ZM179 87V86H178ZM226 87V88H227ZM165 87H163V89H164ZM176 88H177V86H176ZM201 88V87H200ZM208 88V87H207ZM219 88V87H218ZM239 88V89H240ZM254 88V87H253ZM255 88V89H256ZM260 88V87H259ZM111 89V88H110ZM113 89V88H112ZM121 89V88H120ZM173 89V88H172ZM175 89V88H174ZM198 89H199V87H198ZM258 89V88H257ZM52 90V89H51ZM202 90V89H201ZM230 88H229V92H230ZM240 90V91H241ZM126 91V90H125ZM135 91V90H134ZM195 91H197V90H195ZM194 91V89H192V93L193 94H195L196 92ZM200 91V90H199ZM211 91V90H210ZM219 91V90H218ZM222 91V90H221ZM220 91V92H221ZM228 91V90H227ZM239 91V90H238ZM256 91V90H255ZM166 92V91H165ZM175 92V91H174ZM191 92V91H190ZM200 92H202V91H200ZM220 92H219V94H220ZM225 92V91H224ZM228 92V93H229ZM236 92V91H235ZM131 93V92H130ZM211 93V92H210ZM215 93V92H214ZM218 93V92H217ZM237 93V92H236ZM236 93H235V99H236ZM239 93H241V92H239ZM260 93H262V95H263V93L264 92H260ZM193 94H191V95H193ZM200 94V96H202L201 95V93H199ZM203 95H204V93H202ZM212 94V93H211ZM224 94H226V93H224ZM234 94V93H233ZM232 94V95H233ZM253 94V93H252ZM257 94V93H256ZM77 95V94H76ZM112 95V94H111ZM117 95V94H116ZM196 95H198V93L196 94ZM196 95H195V97H196ZM214 95V94H213ZM216 95V94H215ZM220 95H222V93L220 94ZM219 95V96H220ZM230 95V94H229ZM228 95V96H229ZM101 96V95H100ZM109 96V95H108ZM138 96V95H137ZM152 96V95H151ZM176 96V95H175ZM196 97V98H199L200 100L202 99L203 100V98H201V97ZM206 96H208V95H206ZM227 96V99L228 98H230V97H228ZM237 96H238V94H237ZM246 96V95H245ZM256 96V95H255ZM95 97V96H94ZM174 97V96H173ZM177 97V96H176ZM175 97V98H176ZM193 97H194V95H193ZM215 97V96H214ZM217 97V96H216ZM224 97L225 96H223V99H224ZM239 97V96H238ZM242 98H243V96H241ZM207 98L208 97H206V99H204V101L205 100H207ZM210 98H212L211 96H210ZM220 98H221V96H220ZM250 98V97H249ZM259 99H261L260 97H258ZM112 99V98H111ZM125 99H126V97H125ZM138 99V98H137ZM142 99V98H141ZM147 99V98H146ZM146 99H144V100H146ZM194 99V98H193ZM231 99V98H230ZM229 99V100H230ZM232 99H234V98H232ZM239 99V98H238ZM263 99H264V96H263ZM176 100V99H175ZM174 100V101H175ZM180 100V99H179ZM200 100H196V99H194V101H196V102H199ZM201 100V101H202ZM213 100V99H212ZM211 100V101H212ZM215 100H217L216 98H215ZM245 100V98L243 99V101ZM251 100V99H250ZM262 100V99H261ZM134 101V100H133ZM132 101V102H133ZM138 101V100H137ZM172 101V100H171ZM201 101H200V103H201ZM208 101V100H207ZM225 101V100H224ZM228 101V100H227ZM226 101V102H227ZM235 101V100H234ZM237 101V100H236ZM246 101V100H245ZM247 101H248V99H247ZM76 102V101H75ZM95 102V101H94ZM99 102V101H98ZM130 102V101H129ZM148 102V101H147ZM218 102V101H217ZM220 102V101H219ZM240 102V101H239ZM91 103H92V101H91ZM91 103H90V105H91ZM96 103V102H95ZM95 103H92V105L93 104H95ZM125 103V102H124ZM144 103V102H143ZM203 103H206V101L205 102H203ZM213 103V102H212ZM215 103V102H214ZM238 103V102H237ZM251 103H253V102H251ZM250 103V104H251ZM79 104V103H78ZM77 104V105H78ZM87 104H88V102H87ZM97 104V103H96ZM95 104V105H96ZM194 104V103H193ZM195 104H197V103H195ZM199 104V103H198ZM209 104V103H208ZM230 104H231V101H230ZM81 105V104H80ZM131 105H132V103H131ZM141 105V104H140ZM144 105V104H143ZM146 105V104H145ZM185 105V104H184ZM224 105V104H223ZM223 105H221V106H223ZM226 105V104H225ZM242 105H243V107H244V102H242ZM241 105V106H242ZM252 105V104H251ZM139 106V105H138ZM163 106V105H162ZM190 106V105H189ZM199 105H197V107H198ZM206 106V105H205ZM208 106V105H207ZM214 106V105H213ZM213 106H211V107H213ZM217 105H215V107H216ZM238 106V105H237ZM85 107V106H84ZM90 107V106H89ZM89 107L87 108V110H92V112H90V113H92L93 114V106H92V108H90L89 109ZM96 107V106H95ZM176 107V106H175ZM195 107V106H194ZM209 107V106H208ZM215 107H213V109H212V113L210 112V114H212V118H213V111L215 112V111H217V110H214V108ZM219 107H220V105H219ZM224 107V106H223ZM223 107H220V108H222V110H223ZM227 107V106H226ZM234 108L236 107V105H235V103H234V106H233ZM240 107V106H239ZM264 107V106H263ZM145 108V107H144ZM147 108V107H146ZM179 108V110H180V107H178ZM191 108V107H190ZM242 108V107H241ZM252 108V107H251ZM169 109V108H168ZM182 109V108H181ZM187 109V108H186ZM217 109V108H216ZM227 109H228V107H227ZM243 109V108H242ZM95 110V109H94ZM97 110V109H96ZM141 110V109H140ZM175 110H176V108H175ZM209 110H210V108H209ZM222 110H220L219 109V111L217 112V113H221V111ZM225 110V109H224ZM229 110V109H228ZM246 110V109H245ZM244 110V111H245ZM264 110V109H263ZM98 111V110H97ZM97 111H95V115H97V116H95V115H93V116H95L96 118H97V120H101V123H102V129H104V134H106V131L107 130H109L110 128H114V126L115 125H117V124H121V122H120V120L123 118H121L120 119V117H119V115L117 114V113H115L114 111H113V109H112V107H111V104H110V99L108 98V100L105 102V110L102 112L101 110H100V112L98 111V113H96ZM142 111V110H141ZM147 111V110H146ZM165 111V110H164ZM186 111V110H185ZM191 111V110H190ZM193 111V110H192ZM194 111H196V110H194ZM203 111H204V107H203ZM232 110H230L229 112L230 113H232L231 112ZM252 111V110H251ZM102 112V113H101ZM121 112V111H120ZM144 112V111H143ZM161 112V111H160ZM181 112V111H180ZM208 114H209V112L208 111H206ZM205 112V113H206ZM242 113H243V110L241 111ZM247 112V111H246ZM256 112V111H255ZM136 113V112H135ZM146 113V112H145ZM159 113V112H158ZM162 113V112H161ZM204 112L202 113V115L203 114H205ZM222 113H226V112H222ZM221 113V114H222ZM229 113V114H230ZM242 113H239V114H237L238 116H240L241 115V117H238V118H240V119H238V120H236V121H238V123H240V124H243V126H244V123H246V122H248V121H251V123L252 122H254V121H252L251 119L250 120H248L249 119V117H247L245 114H242ZM249 113V112H248ZM87 114V113H86ZM123 114H124V112H123ZM193 114H195V112L193 113ZM208 114L206 115V119L207 120H204L205 118H203V120L204 121H207V124L204 122V125H200L199 123H197L198 125H200L201 127H200V129H203L204 131H201V130H198V128H197V130L198 131H200V132H198L197 130H195V131H197V133L196 134H198L199 135V137L195 134V136L192 138V140L191 141H189L188 142V140H186L188 137H186L185 136V129L183 128V127H181L182 128V130H180L179 132L181 133V135L182 136H180V137H183L184 139H185V137H186V141L185 140H183V141H185V142H183L181 139V141L183 142V143H185V145L187 144V147H188V151L186 150V148L184 147V152L185 151H187L186 153L187 154H189V157H191V160L193 161V163L198 167V166H200L201 165V170H204L205 169V167H218V163H217V165L216 166H214L216 163V161H213L211 158H214V156H212V154H211V152L208 154L206 151H207V148L205 147H203L204 146V143H205V141L206 140H208L207 141V145H208V142L209 141H214V142H216V143H220V144H222V145H230V144H233L234 143V141H235V138H236V136H234L233 137V135H230V132H231V127H230V129L228 130L226 127V129L224 128V129H222V130H217V129H214V127L213 126H211V125H208V124H210V122L211 121H213V119H215V118H217V119H219V118H221V117H218V116H222L221 114L220 115H218L217 117L216 116H214L215 118H213V119H211V117H210V121H209V116H208ZM215 114V113H214ZM227 114V113H226ZM225 114V115H226ZM228 114V115H229ZM233 114H234V112H233ZM257 114V113H256ZM262 114H264V113H262ZM182 115V114H181ZM180 115V116H181ZM224 115V116H225ZM87 116V115H86ZM93 116H91V117H93ZM231 116H233V115H231ZM249 116V115H248ZM250 116H251V114H250ZM257 116V115H256ZM255 116V118H257ZM261 116V118H263L262 117V115H260ZM67 117V116H66ZM125 117V116H124ZM186 117V116H185ZM223 117V116H222ZM225 117H228L227 115L225 116ZM234 117V116H233ZM162 118V117H161ZM181 118H182V116H181ZM189 118H191V115H190V117ZM229 118H232V117H229ZM235 119H236V117H235ZM56 120H57V122H56ZM56 120H54L53 121V126L54 127H56L57 129H58V134H59V138H60V141L62 140V141H64L63 143H65L66 142V144H68L69 143V141H71V139H72V134H70L71 133V131L72 130H75V129H73V125L71 126L69 123V121H67V120H59L58 118H56ZM59 120V121H58ZM97 120H95V121H97ZM124 120H126V118L124 119ZM183 120V119H182ZM186 120V119H185ZM191 120V119H190ZM189 120V121H190ZM193 120V119H192ZM192 120L190 121V122H192ZM233 121H234V119H232ZM254 120V119H253ZM122 121V120H121ZM153 121V120H152ZM201 121V120H200ZM257 121V120H256ZM262 121V120H261ZM125 122V121H124ZM133 122V121H132ZM139 122V121H138ZM235 122V121H234ZM97 123V122H96ZM184 123V122H183ZM193 123H195V121L193 122ZM201 123V122H200ZM217 123V122H216ZM226 123V122H225ZM227 123H229V122H227ZM237 123V122H236ZM237 123V124H238ZM248 123H250V122H248ZM134 124V123H133ZM138 124V123H137ZM211 124H213L214 125V123H211ZM261 124H263V123H261ZM139 125V124H138ZM146 125V124H145ZM193 125V124H192ZM224 125V124H223ZM229 125V124H228ZM231 125V124H230ZM251 125V124H250ZM250 125H249V127H250ZM97 126V125H96ZM99 126V125H98ZM97 126V127H98ZM117 126H119V125H117ZM124 126H125V124H124ZM135 126V125H134ZM225 126V125H224ZM258 126V125H257ZM263 126V125H262ZM146 127H148V126H146ZM232 127H234V126H232ZM100 128H101V126H100ZM115 128H117V127H115ZM115 128H114V130H115ZM128 128V127H127ZM176 128V127H175ZM192 128V127H191ZM217 128V127H216ZM255 128H257V127H255ZM56 129V130H57ZM72 129V130H71ZM124 129H126V128H124ZM129 129V128H128ZM142 129H143V127H142ZM167 129V128H166ZM166 129H164V130H161L160 132H158L157 134L160 136L161 134L160 133H162L163 134V131H166L167 132V130ZM251 129V128H250ZM252 129H254V128H252ZM261 129V128H260ZM263 129V128H262ZM261 129V130H262ZM120 130V129H119ZM122 130V129H121ZM120 130V131H121ZM150 130V129H149ZM173 130V129H172ZM193 130V129H192ZM236 130V129H235ZM92 131V130H91ZM90 131V132H91ZM119 131V132H120ZM125 131V130H124ZM232 131H233V128H232ZM252 131H254V130H252ZM107 132H110V131H107ZM132 132V131H131ZM134 132V131H133ZM171 132V131H170ZM179 132H178V134H179ZM74 133H75V131H74ZM83 134H84V132H82ZM110 133H112V130H111V132ZM115 133V134H114ZM114 133H112V135L114 136V139H112V138H110V137H112V136H110L109 134H106L105 136H104V142L103 143H100V141H97V142H95L94 144H96L95 146H96V148L94 147V149H93V147H92V145L91 144H93V143H91L90 141H86L85 139L87 138V136H86V138H84V140H85V142L84 141H81V142H83L84 143V148L82 149L81 148V153H82V155H80V154H78L80 157H79V159H78V157H77V154H76V156H75V159H78L77 161L74 159V157H73V160L72 161H74V162H72L71 161V163H72V166H70L69 167V170H67V173L65 172V174H63V175H59V172H58V185L59 186H61V189H62V192L64 193V194H62L64 197H66V198H68L69 200H71V202H73V203H75V204H77V211H78V214L79 215H77L78 216V220H79V222H80V225H79V228H80V230H81V232H82V234H81V232L79 231V228H78V231L80 232V235H84L83 237H85V236H87V238H88V245H90L91 247H89V252L86 254V259H85V261L86 260H90L91 258H92V256H94L93 258H94V260H93V262H91L90 261V263L91 264H215L214 263V261H217V262H220V261H218V260H223V262H224V264H264V232H263V227H264V188L262 187V185L261 186H257L256 184H254V185H256V186H254L253 184H250V185H248L247 183H248V181H250V180H255L256 182H258V181H264V164H263V166H257L258 164H256V163H254V164H256V167H254V170H255V172H249V170H247L246 168H248V169H250L249 167H251L252 165L251 164H253V162L250 164L249 163V165H247V166H249V167H246V165H245V167L244 168H242L241 167V169H239V171H238V173L240 174V177H242V176H247V175H252V177H251V179H250V177H247V178H249L248 180H245L246 178H244V179H240V180H232V179H230V177L229 176H225L226 177V187H225V191L223 192L222 190H221V186H220V184L219 183H215V181H213V178H211L210 177V175L211 176H213L212 174H208L209 175V177H206L207 176V174L205 175V173H204V175H203V177L205 176L206 178L205 179H203V177H202V175L200 174V173H202V172H200V170H199V174L198 175H201V177H199V176H197V178L199 177L200 179L199 180H201V178H202V180L201 181H203L202 183H201V186H198V187H196V189H194V192H192V197H189V198H185V196H182V193H181V191L180 190H178V191H180V193L177 191V188H176V181H175V174H179V173H176V169H174V168H172L173 167V161H169V162H166L164 159H163V157H162V159H160L161 157H159L157 154L155 155V154H153V155H151L150 154V151L148 152L147 151V145L145 144V143H143V142H139L138 144L140 145V146H142L145 150H143V151H141V149L140 148H138V149H140V152H144V156L143 157H145V158H143V157H141V155L138 153V151L139 150H137V146H139L137 143H136V145H135V143L134 144H130V147L129 148H127L124 144H126V143H124V141H123V139L125 140V138H127V140H128V142H130L129 140L131 139L132 140V138L134 139V137L132 136V137H128V136H126V135H124L123 133L121 134V135H123L124 136V138H118V135H116V130H115V132ZM135 133V132H134ZM187 133H189V132H187L186 131V134ZM193 133H195L194 132V130H193ZM233 133V132H232ZM241 132H239V134H240ZM72 135V136H70V135ZM100 134H101V132H100ZM103 134V135H104ZM177 134V135H178ZM244 135H239L240 137L238 138L239 139V141L237 140V142H245V136H248V133H243ZM109 135V136H108ZM138 135V134H137ZM140 135V134H139ZM157 135V136H158ZM172 135V134H171ZM175 135V134H174ZM234 135H236V134H234ZM254 135H255V133H254ZM70 136V137H69ZM83 135L81 134V139L83 138L82 137ZM98 136V135H97ZM122 136V137H123ZM126 136V137H125ZM135 136V135H134ZM153 136H154V134H153ZM163 136V135H162ZM164 136H166V134H164ZM76 137V136H75ZM121 137V136H120ZM178 137H179V135H178ZM191 137V136H190ZM198 137V138H197ZM257 137V136H256ZM67 138H69V139H67ZM76 138H78V139H80V134H79V136H77ZM103 138V137H102ZM129 138V139H128ZM138 138H139V136H138ZM138 138H136V141H135V139H134V141L135 142H137V139ZM141 138V137H140ZM144 138V137H143ZM142 138V139H143ZM162 138V140H161V142H160V144L158 145V151H160V152H162L163 153V156H166L167 155V157H168V149H169V144L168 143H165L164 141H163V137H161ZM174 138V137H173ZM182 138V139H183ZM91 139V138H90ZM121 139V140H120ZM141 139V140H142ZM154 139V138H153ZM237 139V138H236ZM258 139V138H257ZM260 139H261V134H260ZM76 140V139H75ZM62 141H61V143H62ZM67 141H68V143H67ZM73 141V140H72ZM77 141H79V140H77ZM133 141V142H134ZM142 141H144V139L142 140ZM152 141H154V140H152ZM179 141V140H178ZM177 141V142H178ZM181 141H179V143L181 142ZM249 141V140H248ZM253 141H255L254 139H253ZM260 141V140H259ZM259 141H257L258 143H259ZM262 141V140H261ZM260 141V142H261ZM74 143H76L75 141H73ZM80 142V141H79ZM81 142L80 143H78L77 142V144H81ZM90 142V143H89ZM145 142V141H144ZM148 142V141H147ZM181 142V145L183 144ZM74 143H71V145L70 144H68V145H70V146H74V148L77 146H75V145H73ZM82 143V144H83ZM148 143H150V142H148ZM156 143V142H155ZM250 143V142H249ZM254 143V142H253ZM65 144V145H66ZM202 144H203V146H202ZM241 144V143H240ZM251 144V143H250ZM255 144V143H254ZM67 145V146H68ZM127 145V144H126ZM173 145V144H172ZM211 145H212V143H211ZM241 145H243V144H241ZM174 146V145H173ZM235 146V145H234ZM239 146V145H238ZM243 146H245V145H243ZM255 146V145H254ZM257 146H258V144H257ZM78 147V146H77ZM151 147V146H150ZM152 147H153V145H152ZM230 147V149H231V146H229ZM70 148V147H69ZM73 148V147H72ZM117 150H116V149ZM175 147H173V148H171V149H174ZM211 148V147H210ZM239 148V147H238ZM254 148V147H253ZM257 148V150H258V147H256ZM261 148V147H260ZM77 149V148H76ZM79 149V152H80V147L78 148ZM78 149H77V151H78ZM96 149V150H95ZM113 149H115L116 150V152H113L114 150ZM176 149V151L175 152H177V149H178V147H176L175 148ZM215 149H216V147H215ZM217 149H220V148H217ZM227 149H229V148H227ZM244 149V148H243ZM248 149V148H247ZM70 150H75V149H70ZM182 150H183V148H182ZM209 150V149H208ZM212 150V149H211ZM214 150V149H213ZM226 150V149H225ZM224 149H223V151H225ZM235 150V149H234ZM252 150H255V149H252ZM76 151V152H77ZM181 151V150H180ZM179 151V152H180ZM210 151V150H209ZM217 151V150H216ZM248 151V150H247ZM261 151V150H260ZM260 151L258 152V153H260ZM75 152V151H74ZM75 152V153H76ZM159 152V153H160ZM173 152H174V150H173ZM172 152V153H173ZM183 152V151H182ZM232 152V151H231ZM235 152V151H234ZM237 152V151H236ZM6 153V152H5ZM171 153V154H172ZM219 153V152H218ZM227 153V152H226ZM225 153V154H226ZM238 153V152H237ZM255 153H257L256 152V150H255ZM70 154H71V152H70ZM117 154V155H116ZM118 154H119V156H118ZM142 154V153H141ZM171 154H169V156L171 155ZM174 154H176V153H174ZM182 153H178L177 152V155H181ZM217 154V153H216ZM220 154V153H219ZM218 154V155H219ZM222 154V153H221ZM140 155V156H139ZM212 157H211V156ZM228 155H230V154H228ZM171 156H174L173 154L171 155ZM170 156V157H171ZM183 156H185L184 155V153H183ZM182 155L180 156L181 158H184ZM187 156V155H186ZM220 156V155H219ZM257 156V155H256ZM256 156H255V158L254 157H252V159H251V156L249 155L248 156V158L246 157L245 158V160L246 161H248L247 159H249V157H250V159L251 160H256ZM262 155L260 154V157H261ZM77 157V158H76ZM139 157H141L142 159H140ZM179 157V156H178ZM188 157V156H187ZM211 157V158H210ZM228 157V156H227ZM234 157H236V156H234ZM119 158H121V160L120 161H123L124 162V164H125V162H126V164H128V162H129V165H127V166H132L133 165V168L132 169H130L129 171L130 172H128V173H126V170H124L125 171V173L127 174V176L125 175V177L126 178H124L122 175L121 176H119V175H116V177L115 178H113V180L114 181H112L111 183H109L111 186H110V188H109V190H107V191H105V190H103V191H100V189H98V187L100 188V186L102 185V184H104V182L108 179L107 177H108V171H110V167L112 168V163H113V161L115 162V160L116 159H119ZM174 158V157H173ZM175 158H177V156L175 155ZM186 158V157H185ZM184 158V159H185ZM221 158V157H220ZM230 158H233V157H230ZM237 158V157H236ZM236 158H235V160H236ZM258 158V157H257ZM115 159V160H114ZM249 159V160H250ZM139 160H142V163L139 161ZM175 160V159H174ZM186 160H187V158H186ZM188 160H189V158H188ZM214 160H215V158H214ZM221 160V159H220ZM227 159H225V161H226ZM228 160H229V158H228ZM234 160V161H235ZM238 161H235L236 163L237 162H239V158L237 159ZM241 160V159H240ZM66 161V160H65ZM117 161V160H116ZM119 161V160H118ZM176 161V160H175ZM181 161H183V160H181ZM190 161V160H189ZM222 161H224V160H222ZM231 161H233L232 159H231ZM243 161V160H242ZM227 162V161H226ZM250 162V161H249ZM70 163V164H71ZM117 163V162H116ZM223 163V162H222ZM114 164V163H113ZM180 164V163H179ZM207 164V165H206ZM139 165H140V167H141V165L143 166V170H141L140 169V167H139ZM185 165H187V164H185ZM238 165V164H237ZM124 166V165H123ZM126 166V165H125ZM127 166H126V169H127ZM184 165L182 164V167H183ZM196 166H193V167H196ZM205 166V167H204ZM114 167V166H113ZM180 167V166H179ZM182 167H180V168H182ZM189 167V166H188ZM202 167H204V168H202ZM228 167V166H227ZM226 167V168H227ZM237 167V166H236ZM235 167V168H236ZM263 167V168H262ZM115 168V167H114ZM125 168V167H124ZM129 168V167H128ZM142 168V167H141ZM191 168V167H190ZM200 168V167H199ZM223 168V167H222ZM222 168H220V169H222ZM225 168V169H226ZM229 168H230V166H229ZM231 168H233V165L231 166ZM188 169V168H187ZM194 170H196L195 168H193ZM224 169V168H223ZM224 169V170H225ZM112 170V169H111ZM193 170V171H194ZM211 170V169H210ZM217 170H219V169H217ZM238 170V169H237ZM59 171V170H58ZM124 171H122L123 173H124ZM178 171V170H177ZM190 171V170H189ZM219 171H221V173L222 174H225V172H227V170L225 171V172H223L222 170H219ZM229 171V170H228ZM232 171V170H231ZM233 171H234V169H233ZM235 172V171H234ZM237 172V171H236ZM235 172V173H236ZM60 173H62V172H60ZM124 173V174H125ZM181 173V175L183 174L182 172H180ZM191 173L193 174V172L191 171ZM229 173V172H228ZM231 173V172H230ZM111 174H113L112 172H111ZM123 174V175H124ZM195 174V173H194ZM217 174V173H216ZM238 175V174H237ZM237 175H235V176H237ZM184 176V175H183ZM182 176V177H183ZM235 176H233V177H235ZM111 177V176H110ZM182 177H179V179H181ZM195 177V176H194ZM193 177V178H194ZM237 177H239V176H237ZM196 178V179H197ZM123 179V180H122ZM126 179V181H124ZM218 179V178H217ZM238 179V178H237ZM177 180V179H176ZM195 180V179H194ZM123 181V182H122ZM182 181V180H181ZM200 181V182H201ZM251 181V182H252ZM109 182V181H108ZM179 182V181H178ZM214 182V183H213ZM222 182V181H221ZM255 182V183H256ZM181 183V182H180ZM193 183L194 184H196L194 181H193ZM198 183V182H197ZM223 183V182H222ZM183 184V183H182ZM190 184V183H189ZM180 185V184H179ZM223 185H224V183H223ZM253 185V186H252ZM19 187V186H18ZM102 187V186H101ZM104 187V186H103ZM188 187V186H187ZM21 188V187H20ZM19 188V189H20ZM179 188V187H178ZM189 188V187H188ZM9 188H7L6 190H4V189H0V191H3V192H8L9 190H8ZM180 189V188H179ZM191 189H193V188H191ZM97 190H99V191H97ZM20 191V190H19ZM16 193H18V192H16ZM148 193L149 194H151L152 195V199H151V196L149 195L148 196ZM184 193V192H183ZM187 193V192H186ZM189 193V192H188ZM207 194V195H206ZM20 195V194H19ZM205 195H206V197H210L209 199H211V197L212 198H214L215 200H217L219 203H218V208L219 209H223L224 207H226L224 210H226V212H230V214H231V216L233 215L234 217L233 218H235V219H233L232 220V217H231V221L232 222H230V223H232L233 224V222L234 223H237V224H233L234 226H236V227H238L239 228V231H237V233H238V235H235L236 234V232H232V231H230L234 236H235V238H236V236H239V238H236L235 240H237V242H239L238 244H240V246L239 247H236V248H234V249H232L231 251H230V249H229V251L230 252H226V253H222V254H220V252H221V249L219 250L220 252H218V253H216L215 251V253L216 254H220L219 256L218 255H216V254H214V253H212V251H211V253H212V255H215L214 257H209V256H207L205 253H204V250H203V248L200 246V243H199V238L201 237V234L199 233V238H198V230H197V226L195 225V223H196V221L194 222L193 221V219L191 218L192 216H190L191 214H190V209L191 208H193V207H191V203H190V200L191 199H193V198H195L196 196H202V197H204V199L206 198L205 197ZM141 196V197H140ZM16 196H14V198H15ZM18 197V196H17ZM17 199V198H16ZM15 199V200H16ZM195 199H197V197L195 198ZM199 199V198H198ZM204 199L203 200H201V202L202 201H204ZM207 199V198H206ZM133 202H132V201ZM212 201V200H211ZM129 202H132L133 203V207H131L130 205H129ZM210 203V202H209ZM194 204V203H193ZM132 205V204H131ZM196 205H197V202H196ZM196 205H195V207H196ZM206 205V204H205ZM209 206V205H208ZM212 206V205H211ZM215 206H216V204H215ZM11 207V206H10ZM191 207V208H190ZM200 207V206H199ZM198 207V208H199ZM213 207V206H212ZM132 208H134V210H136L137 211V214H136V212L134 213V212H132ZM214 208V207H213ZM217 208V209H218ZM195 209V208H194ZM217 209H215V210H217ZM16 210V209H15ZM17 210H18V208H17ZM199 210V212H200V210L201 209H198ZM20 211V210H19ZM130 212H132L133 214H135V216H133L132 217V215H130ZM18 213H20V212H18ZM18 213H15V214H17L18 215ZM202 212H200V214H201ZM219 213V214H218ZM9 214V213H8ZM12 214H13V212H12ZM222 214V213H221ZM229 214V215H230ZM10 215V214H9ZM215 215V214H214ZM219 215H220V210H219V212H218V210H217V213H216V216L217 217H219ZM228 215V214H227ZM228 215V216H229ZM198 216V215H197ZM207 215L205 214V217H206ZM221 216L222 215H220V218H221ZM224 216V215H223ZM214 217V216H213ZM16 218H18L17 216H16ZM198 218V217H197ZM206 218H208V216L206 217ZM196 219V218H195ZM216 219V218H215ZM219 218H217V220H218ZM230 219V217L228 218L227 216H226V222H227V220L228 221H230L229 220ZM15 220H17L18 221V219H15ZM201 220V219H200ZM203 220V219H202ZM211 220V219H210ZM224 220V219H223ZM222 219H221V221H223ZM224 220V221H225ZM199 221V220H198ZM201 221H199V223H200ZM203 222V221H202ZM210 222H212V224H214L213 222H216V221H210ZM220 222V220H218V223ZM225 222V224H227ZM218 223H216L217 225H218ZM230 223H228V225L230 224ZM197 225H198V223H196ZM208 224H209V221H208ZM215 224V225H216ZM222 224V223H221ZM232 224H230V226L232 225ZM205 225H206V223H205ZM215 225H214V227L213 226H210V227H213V229L215 228ZM220 225V224H219ZM26 223L24 224V225H22V227L21 228H23V229H25L26 228ZM209 227V228H210ZM216 227H218V226H216ZM220 227H222V226H220ZM229 226H227V228H228ZM230 228H232V227H229L228 228V230H230ZM75 229V228H74ZM201 229H202V227H201ZM206 229H208V228H206ZM222 229H224L223 227H222ZM226 229V228H225ZM235 228H233V230H234ZM237 229V228H236ZM217 230H218V228H217ZM220 230V229H219ZM218 230V231H219ZM227 230V229H226ZM226 230L224 231V232H226ZM232 230V229H231ZM202 232H203V229L201 230ZM78 232V233H79ZM181 232H183L182 233V235H181ZM201 232V233H202ZM224 232H215L216 233V235L218 236L219 234H221V233H223L225 236H227L226 234H228V233H224ZM78 233H76V234H78ZM206 233V232H205ZM213 234H214V232H212ZM80 235H79V237H80ZM224 235H222L221 234V236H224ZM229 235V234H228ZM82 236H81V238H82ZM212 236V235H211ZM220 235L217 237V238H219V237H221ZM174 237H176V238H174ZM180 237H184V238H186V239H188L189 240V245L188 246H190V254L189 255H187V254H185V255H187V256H191V257H194L195 259H197L195 262L193 261V263L192 262H190V261H188L187 263L182 259V261L180 260L181 258H182V255H180V256H178L179 254H181L177 249H179V250H182V249H180L181 248V242H183L184 243V240H182ZM80 238V239H81ZM202 238V237H201ZM206 238V237H205ZM222 238V237H221ZM227 238V237H226ZM229 238V237H228ZM78 239V238H77ZM86 239V238H85ZM169 239H172L173 240V242H170L169 241ZM180 239H181V241H180ZM203 239H204V237H203ZM225 239V238H224ZM231 239V238H230ZM214 240V239H213ZM215 240H216V238H215ZM219 240H221L220 238H219ZM234 240V239H233ZM80 241V240H79ZM222 242H223V240H221ZM77 242V241H76ZM216 242H218V240L216 241ZM226 242V241H225ZM229 242V241H228ZM236 241H235V244L237 243ZM87 243V242H86ZM214 243V242H213ZM208 244V243H207ZM227 244H229V243H227ZM230 244H233V242L231 243L230 242ZM237 244V245H238ZM87 245V244H86ZM187 245V244H186ZM205 246V245H204ZM88 247V246H87ZM172 248L173 250H177L179 253H177V255L176 256H174V253L173 252H171V251H173L172 249H171V251L168 249V248ZM184 247H186L185 245H184ZM207 247V246H206ZM211 247V246H210ZM183 248V247H182ZM205 248V247H204ZM212 248V247H211ZM217 248V247H216ZM223 248V247H222ZM88 249V248H87ZM207 249V248H206ZM205 249V251H207ZM210 249V248H209ZM218 249H219V247H218ZM228 249V248H227ZM184 250H185V248H184ZM211 250V249H210ZM213 250V249H212ZM225 250H226V248H225ZM176 251V252H177ZM227 251V250H226ZM210 252V251H209ZM222 252H224V249H223V251ZM184 253V252H183ZM188 253V252H187ZM97 254V255H96ZM184 255V254H183ZM178 257H181V258H178ZM190 257V258H191ZM184 258V257H183ZM171 259L173 260V259H175V262H173L172 263V261H171ZM76 260V259H75ZM74 260V262H76ZM188 260H189V257H188ZM192 260V259H191ZM87 264H89L88 262H86ZM222 262H220L219 264H221ZM75 264V263H74ZM217 264V263H216Z\"/></svg>",
  "mask_w": 264,
  "mask_h": 264
}]
</instances>
